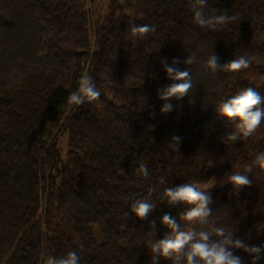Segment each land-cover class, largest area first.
I'll return each instance as SVG.
<instances>
[{"label":"trees","instance_id":"obj_1","mask_svg":"<svg viewBox=\"0 0 264 264\" xmlns=\"http://www.w3.org/2000/svg\"><path fill=\"white\" fill-rule=\"evenodd\" d=\"M193 3L0 0V264H45L73 249L80 264H152L151 222L162 238L170 231L162 215L186 227L182 213L192 206L169 204L164 188L211 178L210 222L264 245V169L254 166L239 191L221 180L264 150V121L232 141L234 122L215 111L241 88L264 92V0H208L236 16L215 29L194 22ZM132 24L154 30L134 37ZM211 51L221 63L243 54L249 66L209 71ZM191 53L197 59L185 64ZM164 58L193 80L168 113L157 94L171 83ZM84 73L101 95L71 104ZM174 135L179 148L169 147ZM140 162L149 176L137 173ZM140 197L156 204L146 218L130 210ZM235 254L253 264L245 250Z\"/></svg>","mask_w":264,"mask_h":264},{"label":"clouds","instance_id":"obj_2","mask_svg":"<svg viewBox=\"0 0 264 264\" xmlns=\"http://www.w3.org/2000/svg\"><path fill=\"white\" fill-rule=\"evenodd\" d=\"M194 22L200 26L215 29L236 19L228 11L208 8V0H194L192 6ZM154 30L151 24H132L130 32L134 37L142 38L144 34ZM197 59L195 53L188 54L184 63L192 65ZM250 60L241 54L235 58L221 63L219 56L211 51L204 64L206 69L212 72L218 70L235 73L249 66ZM161 63L171 80V83L158 89L157 94L163 101L160 111L168 113L173 110L172 98L177 100L189 94L193 86V80L189 69H181L177 66V60L172 63L162 59ZM101 95L93 77L84 73L79 78L76 90L68 95V102L79 105L85 100H96ZM220 118L234 122L236 130L227 135V139L235 141L241 136L249 135L264 121V92L256 87L241 88L235 95L219 102L215 108ZM180 137L172 136L169 143L171 148H179ZM254 166L264 169V150L256 153L251 163L243 165V171L236 170L221 179L224 183H230L236 191L241 187L251 184L249 172ZM137 173L143 177L149 176V168L145 162H140ZM161 183H166L164 176L160 177ZM217 182L213 178L204 184L183 183L164 188V197L169 204L187 202L192 205L184 213L182 220L186 227L178 224L176 217L171 213H164L161 217L163 225L170 230L164 237L155 238V221L151 222V228L146 234L149 239L147 245L152 253V264H157L159 257L171 258L172 264H243L241 257L235 254L236 249H243L252 254L253 264H256L264 253V245L248 244L243 238L237 236L236 231L230 230L223 223L210 222L213 210L211 189ZM149 191H155L150 188ZM156 204L144 197L134 199L130 204V210L139 218H146L155 208ZM198 223L201 227H195ZM207 227H203V226ZM80 255L73 249L62 256L48 255L45 264H80Z\"/></svg>","mask_w":264,"mask_h":264}]
</instances>
